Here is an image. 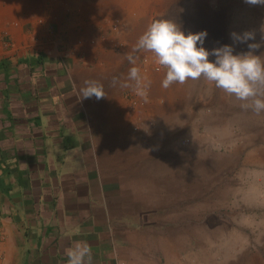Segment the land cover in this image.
<instances>
[{
	"label": "rangeland",
	"instance_id": "rangeland-1",
	"mask_svg": "<svg viewBox=\"0 0 264 264\" xmlns=\"http://www.w3.org/2000/svg\"><path fill=\"white\" fill-rule=\"evenodd\" d=\"M153 19L185 34L206 22L209 51L246 52L230 33L253 31L248 43H261L254 54L264 59V6L244 0H0V56L56 48L63 58L109 62L119 75L133 66L147 75V102L132 87L123 92L132 109H145L132 126L140 139L128 143L138 264H264V112L203 79L161 87L153 56L132 51Z\"/></svg>",
	"mask_w": 264,
	"mask_h": 264
},
{
	"label": "crops",
	"instance_id": "crops-1",
	"mask_svg": "<svg viewBox=\"0 0 264 264\" xmlns=\"http://www.w3.org/2000/svg\"><path fill=\"white\" fill-rule=\"evenodd\" d=\"M23 51L0 56V264H68L77 242L91 264H138L128 143L145 109L123 96L128 72ZM85 81L105 97L81 100Z\"/></svg>",
	"mask_w": 264,
	"mask_h": 264
},
{
	"label": "clouds",
	"instance_id": "clouds-1",
	"mask_svg": "<svg viewBox=\"0 0 264 264\" xmlns=\"http://www.w3.org/2000/svg\"><path fill=\"white\" fill-rule=\"evenodd\" d=\"M248 5L264 6V0H244ZM264 42V28L261 29ZM207 31L185 34L181 27L168 19H153L139 36L133 52L150 53L156 65L164 70L161 87L167 89L172 84H184L188 80L207 81L215 88L241 101V107L251 109L256 115L264 112V59L255 55L261 43H248L255 40V32H231L233 44H247L248 51L234 54L232 45H222L211 51L203 47ZM213 56L215 59L210 60ZM126 59L133 65L136 58L130 53ZM128 80L122 87H132L135 95L145 102L148 100L150 80L142 75L138 67H131ZM80 99L93 96L99 100L105 97L103 85L95 81H85L79 90ZM68 264H91V251L85 242H77L66 251ZM87 257V260L85 259Z\"/></svg>",
	"mask_w": 264,
	"mask_h": 264
},
{
	"label": "bare ground",
	"instance_id": "bare-ground-1",
	"mask_svg": "<svg viewBox=\"0 0 264 264\" xmlns=\"http://www.w3.org/2000/svg\"><path fill=\"white\" fill-rule=\"evenodd\" d=\"M199 27H200V30L202 31L204 28H206L207 27V24H206V22H204V21H202V20H199ZM207 31V30H206ZM216 31V30H215ZM218 39V38H217ZM219 40V39H218ZM249 154V153H248ZM247 155V154H246ZM252 157V156H251ZM261 159V156H259V158H258V160H260ZM230 263H232V262H230Z\"/></svg>",
	"mask_w": 264,
	"mask_h": 264
}]
</instances>
